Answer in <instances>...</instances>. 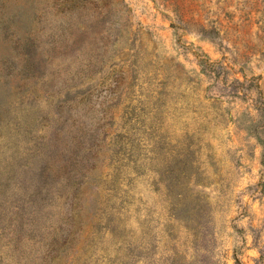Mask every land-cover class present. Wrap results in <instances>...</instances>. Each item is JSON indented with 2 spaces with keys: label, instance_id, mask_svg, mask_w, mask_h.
Wrapping results in <instances>:
<instances>
[{
  "label": "rangeland",
  "instance_id": "1",
  "mask_svg": "<svg viewBox=\"0 0 264 264\" xmlns=\"http://www.w3.org/2000/svg\"><path fill=\"white\" fill-rule=\"evenodd\" d=\"M0 264H264V0H0Z\"/></svg>",
  "mask_w": 264,
  "mask_h": 264
}]
</instances>
